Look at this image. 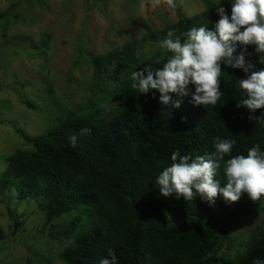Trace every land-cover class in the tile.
Returning <instances> with one entry per match:
<instances>
[{"label":"trees","instance_id":"trees-1","mask_svg":"<svg viewBox=\"0 0 264 264\" xmlns=\"http://www.w3.org/2000/svg\"><path fill=\"white\" fill-rule=\"evenodd\" d=\"M232 3L233 0H228L193 16L180 13L176 23L159 30L155 37L163 41L173 31L183 42L182 34L192 27L204 26L214 31L220 19L216 8L222 4L230 16ZM178 9L176 6L175 10ZM244 48L237 44L236 54ZM254 53L255 46H247L246 60L254 63L257 70L264 69L260 55ZM171 55L166 49L141 62L135 55V45L128 44L120 51L97 57L98 71L119 60L129 73L128 82L121 89L117 112L96 120L65 118L47 133L35 137L23 134L33 144V150L18 151L9 157L8 167L0 175L2 195L8 192L22 200L40 201L46 224L65 214L71 215L61 232L67 238L74 237L61 253L65 264H99L110 249L117 264L264 261V230L254 234L246 251L232 261L220 254L229 225L223 221L208 225L198 215L208 202L199 196L186 201L183 197L159 194L157 177L171 165L175 151L195 159L215 151L216 137L234 140L236 143L221 161L216 177L221 187L227 185L224 174L227 159L247 155L248 149L256 144L264 153V108L252 112L238 107L240 100L246 98L238 86V80L246 78L242 69L222 64L223 96L215 106H196L190 95L170 93L172 101H180L181 106L175 108L170 104L171 113L164 114L157 90L142 95L132 88V72L146 65L160 68ZM71 136L77 138L75 147L69 139ZM254 204L246 193L241 204L228 205L226 209L237 215ZM166 215L188 220L168 224ZM3 240L0 227V243Z\"/></svg>","mask_w":264,"mask_h":264},{"label":"rangeland","instance_id":"rangeland-1","mask_svg":"<svg viewBox=\"0 0 264 264\" xmlns=\"http://www.w3.org/2000/svg\"><path fill=\"white\" fill-rule=\"evenodd\" d=\"M225 1L175 0L178 11L152 0H0V175L11 155L33 150L23 134L47 133L65 118L96 120L117 112L129 73L119 60L98 71L97 57L134 44L136 57L150 60L166 50L156 33L180 13L193 16ZM245 194L237 202L221 195L198 213L208 225H229L220 254L232 261L264 230V197L237 215L226 209ZM39 203L0 193V264H65L61 253L74 237L61 232L71 215L46 224Z\"/></svg>","mask_w":264,"mask_h":264},{"label":"clouds","instance_id":"clouds-1","mask_svg":"<svg viewBox=\"0 0 264 264\" xmlns=\"http://www.w3.org/2000/svg\"><path fill=\"white\" fill-rule=\"evenodd\" d=\"M152 4L157 7L163 4L169 9L177 6L175 0H152ZM216 11L220 19L214 31L204 26L192 27L182 34L183 42L181 36L169 31L161 41V47L172 55L163 66L154 68L146 65L132 72L133 89L142 95L152 90L161 94L162 113H171L170 104L175 108L181 106L180 101H172L170 93L190 95L196 106L217 105L223 96L220 86L222 64L242 69L246 74V78L238 80L239 88L246 94L238 107H246L252 112L264 108V69L257 70L255 64L245 57L247 46H255L260 63L264 64V0H233L230 16L222 4ZM237 44L245 46L239 54H236ZM250 119L255 117L250 116ZM69 139L75 147L76 136ZM235 143L234 140L216 137L215 151L195 159L181 155L179 151L173 152L171 165L157 177L159 194L163 197L175 195L177 199L183 197L186 201L199 196L210 205H214L220 195L227 202H237L243 193H247L253 202L259 201L264 197V153L259 144L249 148L247 155L227 159L225 187H221L216 179L221 161L231 153ZM99 264H117L115 253L110 249L108 256L102 257ZM255 264H264V261L257 259Z\"/></svg>","mask_w":264,"mask_h":264}]
</instances>
